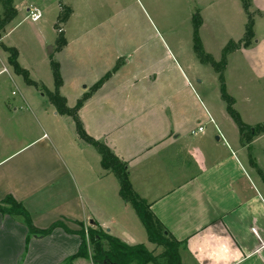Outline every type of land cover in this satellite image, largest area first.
I'll list each match as a JSON object with an SVG mask.
<instances>
[{
  "label": "crops",
  "instance_id": "0c3cea01",
  "mask_svg": "<svg viewBox=\"0 0 264 264\" xmlns=\"http://www.w3.org/2000/svg\"><path fill=\"white\" fill-rule=\"evenodd\" d=\"M250 1L264 14V3ZM109 31L107 24H62L65 45L54 62L66 106L78 105L86 136L126 166L134 193L181 243L182 264H264V193L242 164L239 136L225 145L216 140L221 125L168 50L163 47L164 57L128 60L107 39ZM234 54L255 80L264 79V38L229 54L226 70ZM0 66V74H8L1 55ZM8 100L0 103V202L13 198L39 230L61 222L78 231L92 221L121 242L151 251L112 172L76 136L73 123L71 138L60 145L46 133L32 138L30 120L17 119L15 101L10 106ZM199 126L202 133L193 134ZM80 243L78 235L61 228L29 236L19 218L0 214V264H93L74 257Z\"/></svg>",
  "mask_w": 264,
  "mask_h": 264
},
{
  "label": "rangeland",
  "instance_id": "374dc122",
  "mask_svg": "<svg viewBox=\"0 0 264 264\" xmlns=\"http://www.w3.org/2000/svg\"><path fill=\"white\" fill-rule=\"evenodd\" d=\"M257 1L264 3V0ZM30 7L38 10L40 18L36 22L28 18ZM67 11L65 22L69 19L70 24L110 26L112 31L107 39L114 48L119 46L128 60L133 55L146 54L152 59L160 58L168 50L189 77L198 100L216 124L221 125L220 133L215 134L220 143L228 144V138L236 142L239 136L242 164L252 169L264 193V79L255 80L238 54L228 57L227 70L222 61L235 51L230 46L250 45L253 39L264 38V14H259L250 0H0V55L8 72L0 74V103L7 96L8 102L14 100L17 119L25 116L30 120L32 138L46 133L57 138L58 145L63 143L62 138H71L70 122L76 128L67 114H59L49 102V95L56 91L52 61L59 45L55 42L62 35L65 23H59V19ZM192 17L200 20L197 30L200 58L194 50ZM15 54L30 84L9 65V56ZM202 59L209 64H204ZM220 74L224 93L234 99L232 108L247 126L243 132H239L226 112ZM75 133L79 138L76 129ZM112 182L118 186L114 174ZM150 246L153 253L160 252L157 245Z\"/></svg>",
  "mask_w": 264,
  "mask_h": 264
},
{
  "label": "trees",
  "instance_id": "16d2710c",
  "mask_svg": "<svg viewBox=\"0 0 264 264\" xmlns=\"http://www.w3.org/2000/svg\"><path fill=\"white\" fill-rule=\"evenodd\" d=\"M68 15L69 11H67V14L64 15L65 17L62 16L59 19V23H64ZM192 22L194 27V50L196 55H198L200 58L202 53L197 36L200 20L192 17ZM55 43L59 45L57 49H60L65 44L62 35L58 36ZM238 48L239 47L237 46H230L231 50H236ZM15 57L16 54L9 56V65L13 68L15 73L23 76L27 84H30V81L27 78V72L20 68ZM202 60L204 64H209L208 60ZM222 61L225 62V58H223ZM52 62L54 65L56 91L52 95H49L50 104H52L57 109L59 114H67L73 120L79 138L95 148L97 153L100 155V163L102 168L105 170H110L116 177L119 185V195L122 200L126 201L134 210L146 233L147 242L157 245V247L160 249V252L155 254L152 251L147 250L143 244L129 246L121 242L119 239L112 237L109 234L103 232L101 229L97 228L95 223H93L92 226H87L86 229H84L83 225H81L80 230L78 231L67 229L61 222H55L44 230L36 229L31 222L29 213L21 204L17 203L11 197H7L2 202H0V214L8 215L12 218H19L21 223L27 229L29 236L45 237L57 228H61L68 234L78 235L81 239V243L79 250L74 257L90 259L93 264H182L179 256V247L181 243L176 241L166 231L159 220L151 212L149 205L134 193L128 179L126 166L122 164L106 146L93 141L86 136L82 125L77 118L78 105L73 109H70L66 106L65 99L59 93V88L61 86L59 66L56 62ZM210 64L216 72L214 64ZM219 79L221 82V98L227 104L226 112L234 121L239 132H243L246 130L247 126L241 122L239 115L233 110V99L224 93L223 77L221 74L219 75ZM84 230H86V232ZM86 238L89 242V248H87L86 245Z\"/></svg>",
  "mask_w": 264,
  "mask_h": 264
},
{
  "label": "built area",
  "instance_id": "2783aa9c",
  "mask_svg": "<svg viewBox=\"0 0 264 264\" xmlns=\"http://www.w3.org/2000/svg\"><path fill=\"white\" fill-rule=\"evenodd\" d=\"M27 13H28V18L33 21V22H36L39 20L40 16H39V13H38V10L35 8V7H30L29 9H27ZM5 72L2 71L1 73ZM203 131V128L202 126H199L196 131H192L193 134H196V133H202ZM86 232V230H84Z\"/></svg>",
  "mask_w": 264,
  "mask_h": 264
},
{
  "label": "water",
  "instance_id": "95a60500",
  "mask_svg": "<svg viewBox=\"0 0 264 264\" xmlns=\"http://www.w3.org/2000/svg\"><path fill=\"white\" fill-rule=\"evenodd\" d=\"M51 53V48H49V53L48 54H50ZM218 139V137H216V140ZM89 224L90 225H93V222L91 221V222H89Z\"/></svg>",
  "mask_w": 264,
  "mask_h": 264
}]
</instances>
